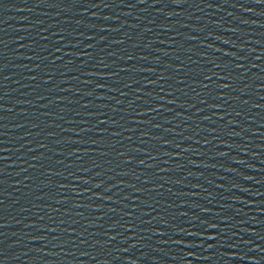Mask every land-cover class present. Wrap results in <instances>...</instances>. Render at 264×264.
<instances>
[{
	"label": "water",
	"instance_id": "obj_1",
	"mask_svg": "<svg viewBox=\"0 0 264 264\" xmlns=\"http://www.w3.org/2000/svg\"><path fill=\"white\" fill-rule=\"evenodd\" d=\"M0 264H264V3L0 0Z\"/></svg>",
	"mask_w": 264,
	"mask_h": 264
},
{
	"label": "snow or ice",
	"instance_id": "obj_2",
	"mask_svg": "<svg viewBox=\"0 0 264 264\" xmlns=\"http://www.w3.org/2000/svg\"><path fill=\"white\" fill-rule=\"evenodd\" d=\"M139 2L140 3H147V0H139ZM172 2L173 3H175V4H181L182 2H183V0H172ZM258 2H260V3H264V0H258ZM237 67H239V65L237 66ZM206 79H210V77H205ZM228 77H223V79H227ZM33 79H35V77H33ZM46 83H47V81H46ZM222 87H227V85H224V86H222ZM221 99H223V97H221ZM170 103H172L173 101H169ZM203 102V101H202ZM221 119H223V117H221ZM102 123H103V121H102ZM115 135H118V133H116ZM93 143H96L95 141L93 142ZM165 155H168V153H165ZM127 162H129L130 163V161H127ZM140 164H144V161L143 160H141L140 162H139ZM85 183H87V181H85ZM145 183H147V181H145ZM96 187H99V185H96ZM211 227H215V225H211ZM111 239H115V237H111ZM207 239H210V240H215L216 239V237L215 236H208L207 237Z\"/></svg>",
	"mask_w": 264,
	"mask_h": 264
}]
</instances>
